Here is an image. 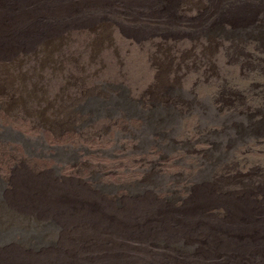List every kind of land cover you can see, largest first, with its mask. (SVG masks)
Returning a JSON list of instances; mask_svg holds the SVG:
<instances>
[{"label":"rangeland","instance_id":"1","mask_svg":"<svg viewBox=\"0 0 264 264\" xmlns=\"http://www.w3.org/2000/svg\"><path fill=\"white\" fill-rule=\"evenodd\" d=\"M0 11L7 21L29 14L0 41V118L27 138H91L74 148L99 153L41 160L17 135L1 137L0 128V264H28L41 255L47 264H64L57 250L65 224L11 201L19 178L32 181L35 191L48 190L42 186L48 181L56 191H86L57 171L44 172L53 166L63 175L97 169L118 186L141 180L131 191L99 192L94 204L154 210L150 233L141 228L104 238L120 241L121 253L76 254L92 264H112L118 256L128 264H264V28H255L264 23V0H4ZM96 68L159 101L176 92L188 100L189 135L178 136L186 151L165 148L155 135L164 124L174 132L180 102L154 113L153 129L143 119L133 124L146 128L70 129L77 125L73 116L87 115L72 112V84H83ZM145 173L154 176L143 180ZM142 198L148 202L137 203Z\"/></svg>","mask_w":264,"mask_h":264},{"label":"bare ground","instance_id":"2","mask_svg":"<svg viewBox=\"0 0 264 264\" xmlns=\"http://www.w3.org/2000/svg\"><path fill=\"white\" fill-rule=\"evenodd\" d=\"M3 1L4 0H0V3H3ZM58 8L60 9L61 6H57V9ZM9 16H11V14H8V17ZM28 19H29V14L23 11L20 14L13 16L9 21H7L6 18H4V13H1L0 11V41L4 40L2 38V35H6V33L8 32H12L19 24H22L25 20H28ZM262 24L264 23H258L255 25L258 28H260L263 26ZM105 66H104V69H108V67L106 66L107 68H105ZM98 69L96 68V70H94L93 72H90L92 75H88L87 79L85 80L83 84L81 85H79L78 83L72 84V93H71L72 94V105H73L72 112H74V114L80 113V115L82 114L84 115L87 114V115L80 116V117L73 116L71 118V122L77 125L73 126L72 124L71 126H73V128H70V129L79 128V129H82L81 131L85 129H90V127H85V126L93 127L91 130L100 129V127H104L106 129H117L118 130V128H122V129H125L128 127H138L139 128L141 126L145 128L147 126V128L153 129V126L155 125L151 123V116L158 111L162 112V111H171L174 109L176 110V108H178V103L180 102L182 104V111H181V114H177V118L174 119L173 121L175 125V129H173L174 132L170 131V129H168V126L164 124L160 126V129L162 130V132H156L155 130V135L159 134L160 136L159 142L165 148L174 149L176 152L186 151L184 150V148L179 147V145L181 146V144H186V143H184L183 138L179 139L178 136H179V133H181L183 137L184 135L186 136L189 135V132H188L189 130L187 131L188 128H186L185 126L189 118V115H188L189 113L188 112L185 113L184 111V108H186L185 106H188V103H189L188 100H183L182 98L180 100L179 99V97H181L179 96L180 93L176 92L174 94H169L172 96L174 95L173 99L172 97H169L168 99L159 101L158 96L156 94L150 93V91H147V90H140V88L138 87H137L138 88L137 91H134L135 88H127L124 82L121 81V79L115 78L112 75H107V73L105 77V72L107 71L105 70V72L103 71L100 72ZM1 108L2 106L0 104V111H1ZM240 114L241 115L245 114L244 110L241 111ZM141 119H143L144 121H147L146 126L133 124V123H140ZM170 123H167V124H170ZM6 124H9V121L3 120V118L2 119L0 118V128L4 129V133H3L4 135L2 134L1 137H11L13 135H17L16 142L20 143L22 148L24 149H28L29 147H34L35 150H38V152H34L33 155H35L39 159H41L42 157L53 159L56 157V154H58L60 156L69 157L70 159H74L75 161H78V159L80 160L82 157H86L89 154H99L93 151H92L93 153L86 152V148H87L86 146L82 147L79 145L78 148L76 149L74 148L75 146L77 147L76 143L81 144L80 142L83 141L82 139L92 140L91 138H85L83 136H79L80 134H78L79 137H73L71 135L68 136V134L67 136H65V134L60 135V137L58 138H65V139L62 141L56 140V141L50 142V140H47L43 135H41V133L37 134L38 136L31 137V138L29 137L27 138L23 134H19V133L14 134L13 128L10 125H6ZM99 134L100 135L94 138H100L101 136H103L101 135L103 133H99ZM122 136H125V135H122ZM25 151L29 153L28 150H25ZM128 151L130 152V150ZM154 153H156V151ZM100 155H103L104 157H109V158L117 157V156L107 155L104 153ZM116 160H118V158ZM17 167H20V166H17ZM22 167L18 169L16 168L17 171H20L21 169H30L27 166H22ZM46 168L47 169H43L44 172L57 171L61 178L69 179L71 181H76L77 183H81L86 188V191L80 192L78 191L77 188H74L68 191H56V189L53 187V184H54L53 181H48V183L46 184L47 186L42 184L43 187H48V190L41 191L40 189V190L35 191L33 190L32 186L29 184V182H32V181L28 179L19 178V179H16L17 188L14 190L11 196V201L16 206L24 207L26 210H30L32 208L38 209L41 211V214L45 218L54 220V221L55 219H58L60 220L61 223L65 224L64 231H63V242H62L61 247L57 250V252L59 251L62 254V261L64 264H92V261H90L89 258H82L81 256L76 255V254L82 255L85 252H90V253H95V254L102 253V254H108V255L112 253L113 254L121 253L124 247L122 246V243L120 241H113L110 244L104 241V238H108L114 233H118V232L130 233L132 230H140L141 228L144 229V233L146 234L150 233V226H151L150 220L155 218L154 210H151L147 207H135L134 204H132L133 207L127 208L126 211L125 210H122V211L112 210L111 211L110 209H107V210L103 209L101 204H97V206L94 204L95 196L96 197L101 196L99 192L104 193L102 191H107V192H114L115 194H120V192H122L121 190H125L127 187H129L127 188V190L129 189L131 191V189L133 190L135 189L136 186L141 185V182H140L141 180L136 181L133 184H128V186H123V185L118 186L114 184L105 183L106 181L103 179V176H104L103 172H98L97 169L92 170L90 168L91 169V173L89 172L90 175H85L84 174L85 172H82V171L78 172L75 175H74L75 171L74 172L72 171L66 175H63L60 173L61 167L53 166L52 168H48V167ZM16 169H14V171ZM152 169L154 168L152 167ZM168 171L170 172V169ZM128 172L126 171V173ZM122 174L123 173H121V175ZM153 176L154 175L147 174L146 177L144 176L145 178L143 180L152 178ZM57 183L59 184V182ZM81 196H85V197L82 198ZM147 202L148 201L143 198L137 200V203L139 204L147 203ZM197 202H198V199H195V203ZM160 227L163 230H165L168 226L164 224V225H160ZM181 230H185V229L182 227ZM49 254L51 255L53 253H49ZM48 260L49 258L47 257V255L30 256L29 261L31 262L28 264H47ZM110 262L112 264H128V261L121 256L114 258Z\"/></svg>","mask_w":264,"mask_h":264},{"label":"trees","instance_id":"3","mask_svg":"<svg viewBox=\"0 0 264 264\" xmlns=\"http://www.w3.org/2000/svg\"><path fill=\"white\" fill-rule=\"evenodd\" d=\"M262 25H263L262 27L264 28V24H262ZM255 28L257 29L258 27L255 25ZM242 111H243V110H242ZM246 111H247V109L244 110V112H246ZM263 116H264V115H263ZM240 118H241V117H240ZM245 121H246V120H245ZM239 122H240V121H239ZM239 125H240V123H239Z\"/></svg>","mask_w":264,"mask_h":264}]
</instances>
